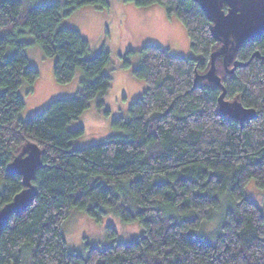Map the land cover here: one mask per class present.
Wrapping results in <instances>:
<instances>
[{
	"label": "trees",
	"instance_id": "16d2710c",
	"mask_svg": "<svg viewBox=\"0 0 264 264\" xmlns=\"http://www.w3.org/2000/svg\"><path fill=\"white\" fill-rule=\"evenodd\" d=\"M133 2L161 3L178 15L194 55L144 45L134 75L146 89L130 105V118H114L118 132L104 142L72 148L84 127L69 125L94 99L103 106L113 83L103 69L111 59L106 49L88 57L90 41L60 23L77 7L108 0H0L1 205L25 187L20 174L6 172L9 162L28 143L42 150V165L31 180L35 199L0 227V264H264V213L246 193L252 179L264 188V33L243 41L227 66L216 58L225 98L257 112L241 123L219 109L223 89L201 77L222 44L200 1ZM27 33L32 41L22 39ZM34 43L56 59L57 82H69L79 69L83 77L76 95L55 99L24 120L19 88L40 75L29 63L27 47ZM235 61L246 64L233 68ZM223 195L231 202L218 231L200 235ZM75 207L96 220L111 208L125 222L138 221L142 231L123 243L108 226L114 237L109 246L87 243L85 252L71 251L63 228Z\"/></svg>",
	"mask_w": 264,
	"mask_h": 264
},
{
	"label": "rangeland",
	"instance_id": "374dc122",
	"mask_svg": "<svg viewBox=\"0 0 264 264\" xmlns=\"http://www.w3.org/2000/svg\"><path fill=\"white\" fill-rule=\"evenodd\" d=\"M24 1L31 5L54 2V0ZM59 1L64 3L66 0ZM67 26L79 30L82 36L90 41L88 57L97 55L103 49L109 51L111 60L103 71L112 75L113 81L108 93L103 97V106H99L98 99H94L91 102L92 105L81 114V117L69 125L70 129L84 127L82 134L73 139L72 148H83L104 142L110 135L118 132L112 125L114 118H130L128 110L130 105L146 89V82L134 75V69L141 65L140 49L144 45L168 47L175 56L194 55L185 24L178 15L168 13L166 6L161 3L139 6L133 0H108V5H83L63 15L60 27ZM22 39L32 41L33 36L27 33ZM41 51L37 43L27 47L29 63L38 68L40 75L34 82L25 80L19 88V94L25 102V108L20 113V117L24 120L37 115L55 99L76 95L81 86L83 72L80 69L69 82H57L54 77L56 59L42 55ZM215 62L216 59L214 64ZM34 91H39L38 95L32 99L34 103L38 101L40 94L41 102L49 98L43 107L38 104L31 105L30 98ZM33 108L37 111L35 112ZM120 133L124 131L121 130ZM246 193L256 201L264 213V188H259L252 179L247 184ZM230 202V198L228 200L225 195L222 196L217 210L211 211V218L200 227V235L213 236L218 231L226 206ZM108 226L116 230L117 241L123 243H130L142 231L138 221L125 222L111 208L107 210L102 220H96L75 207L63 228L68 248L71 251L83 253L87 250V243L90 246H109L114 237L109 235Z\"/></svg>",
	"mask_w": 264,
	"mask_h": 264
},
{
	"label": "water",
	"instance_id": "95a60500",
	"mask_svg": "<svg viewBox=\"0 0 264 264\" xmlns=\"http://www.w3.org/2000/svg\"><path fill=\"white\" fill-rule=\"evenodd\" d=\"M203 11L213 22L212 32L222 44L212 53L210 69L201 75L211 82H216L223 93L219 96V109L233 119L243 123L246 119L257 117L253 108L244 107L235 100L230 102L225 98L226 88L222 86L221 77L216 73L214 60L223 57L224 65L233 58V53L243 41L254 39L264 33V0H199ZM226 5V8L224 6ZM215 58V59H214ZM246 64V63H244ZM239 61L234 62V67L244 66ZM232 71V70H231ZM42 150L35 143H28L7 165L6 172L20 174L23 177L24 189L15 194L8 203L0 204V227L6 225L10 216L26 209L28 204L35 199L38 190L32 184L36 170L42 165Z\"/></svg>",
	"mask_w": 264,
	"mask_h": 264
},
{
	"label": "crops",
	"instance_id": "0c3cea01",
	"mask_svg": "<svg viewBox=\"0 0 264 264\" xmlns=\"http://www.w3.org/2000/svg\"><path fill=\"white\" fill-rule=\"evenodd\" d=\"M41 53H42V55H44V53H43L42 51H41ZM52 62H54V61L52 60ZM52 73H53V70H52ZM53 75H54V73H53ZM54 77H55V76H54ZM53 80H54V79H53ZM54 82H55V81H54ZM38 92H39V91H36V92L34 91L32 97H31L30 99L32 100L34 96H37V95H38ZM41 97H42V95L40 94V97H39V99H38V101H37L36 103H34V101L32 100V101H31V105H37V104H38V105H41L40 107H43L44 103H45V102L47 103L48 100H49V98H48L47 101L41 102ZM50 99H51V98H50ZM40 107H39V108H40ZM33 110H34L35 112L37 111V109H34V108H33Z\"/></svg>",
	"mask_w": 264,
	"mask_h": 264
}]
</instances>
